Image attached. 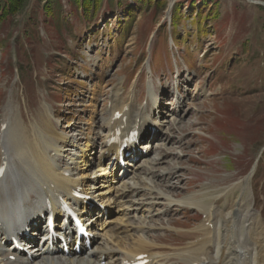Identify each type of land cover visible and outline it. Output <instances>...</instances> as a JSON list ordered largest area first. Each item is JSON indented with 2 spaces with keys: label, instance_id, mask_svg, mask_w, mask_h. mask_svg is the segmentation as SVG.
<instances>
[{
  "label": "rangeland",
  "instance_id": "1",
  "mask_svg": "<svg viewBox=\"0 0 264 264\" xmlns=\"http://www.w3.org/2000/svg\"><path fill=\"white\" fill-rule=\"evenodd\" d=\"M6 1L1 0L0 6L6 5ZM254 1L263 4L247 0H22L18 11L0 19V119L7 115L12 126L22 127L28 136L35 129H49L42 118L45 113L46 120L48 117L51 120L48 113L52 112L53 116L62 118V125H69L58 131L72 133L74 126L70 122L87 126L94 110L91 95L86 93L88 85L95 84L109 91L124 74L130 76V82L141 75L142 81L147 76L159 83L167 79L171 84L176 64L185 73L195 71L198 77H192L187 87L190 93L183 91V95L192 94L188 101L191 107L184 109L185 102L182 103L181 115L174 108L185 128L172 130L170 135L181 138L182 142L170 141L169 155L166 147L158 149L163 154L160 157L156 154L161 158V165L155 170L175 168L176 173L179 168L173 186L165 188L175 199L187 194L184 198L194 199L190 193L204 179L210 188L231 185L249 175L264 148V0ZM170 2L175 6L166 16L165 5ZM153 32L156 35L150 66L153 59L156 65L150 76L142 61L148 55L147 41ZM169 32L174 35L176 45L167 41ZM164 59L166 68L161 72L157 67ZM127 80L125 76L120 83L124 90ZM196 91L198 97L193 95ZM99 95L105 93L99 92ZM167 97L164 93V98ZM9 100L12 106L2 111L1 106L5 107ZM182 133L189 135L181 136ZM49 134L44 142L55 139L58 133ZM60 136L63 140L67 137ZM91 140L87 145L83 143L81 154L95 145ZM66 141V146L58 144L62 156L58 160L62 166L66 165L62 163L66 148L74 145ZM155 148L154 145L150 154ZM81 154L68 158L67 164L77 166L83 159ZM260 157L252 184L263 183L264 196V152ZM198 170L207 173L199 175ZM223 175L229 179L222 178ZM156 180L161 178L152 180L158 188ZM238 191L231 194L237 196ZM235 195L230 199L232 204ZM261 210L259 216L264 219V204ZM176 211L175 207L170 208L145 221L146 238L153 246L151 251L175 256L164 258V264H185L177 261L178 254L191 249L189 242L195 236L182 230L189 229L198 220V213L186 211L181 215ZM237 221L225 234L240 239L243 248L248 245L251 250L250 241L264 237L263 221H258V230ZM248 226L256 228L253 221ZM208 249L212 254L213 249Z\"/></svg>",
  "mask_w": 264,
  "mask_h": 264
},
{
  "label": "bare ground",
  "instance_id": "2",
  "mask_svg": "<svg viewBox=\"0 0 264 264\" xmlns=\"http://www.w3.org/2000/svg\"><path fill=\"white\" fill-rule=\"evenodd\" d=\"M247 1L252 4L261 3L254 0ZM149 73L151 74L152 71L150 70ZM191 80L190 74H188L184 77L183 84ZM137 82L138 80L133 82L130 90L124 95L119 93L120 90L124 91L123 85L120 84L121 82L119 83V88L113 90L111 96L108 97L110 106L104 111L107 118L99 120L98 129H101V131L97 132L95 138H90L99 146L97 151L99 160L107 159L105 162L106 166L108 169L111 166V171L109 170L105 173L109 177L108 181L113 184V188L106 181H103V184L100 183L98 186H101L104 190L93 194L95 187L91 184H86V181L83 180L85 177H92V175L79 177L74 175L72 170L78 168V165L83 164L82 170H84L88 168L86 167L87 165L91 163L95 164L92 158H89V155H85V152L82 154L80 152L84 143L82 140L85 139L86 142L89 140V137H87L88 133H82V130L73 135L58 133L59 135L56 134L55 139L48 140L47 142L42 141L45 139V136H42V140L36 142L38 138L35 135L32 140L28 139L29 141L25 142V129H22V127L12 130L11 126L6 125V130L3 133L0 132V142H3L4 150L2 152L3 160L13 161L14 157L17 160L16 165L13 166V170L7 171L0 181V242L5 240L4 235L17 234L29 222L40 218L41 213L47 208L48 204L55 213H59L58 202L60 198L74 207L94 235L87 259L74 254H71L68 258H62L59 246H55L52 250H49L46 243L37 244L36 240L31 238L28 240V243L23 244L24 248L28 250V254L15 251L12 247L8 246V255H13L16 259L12 262L8 260L7 256L2 257L0 255V264H100L101 261H104L105 264H123L124 261H132L139 255L146 256L148 260L147 264H163V258L168 257V255H160L151 251V247L153 246L146 238L148 229L145 226L146 224H144L145 220L151 216L160 215L162 213V210L158 208L160 205L169 207L174 205H181L183 207L193 206L199 210L205 209L206 206L198 200H194V195L197 194H192L194 199L184 198V196L177 200L171 199V195L165 192V189L156 188L153 181L157 178H161L160 181L164 182L165 187H172L173 184L168 180L171 179V175L175 173L174 170L176 169L170 168L169 171L167 169L161 170V172L155 170L154 167L156 165H161V158L141 157L140 162H134V153H136L135 142L127 145L123 150V154L126 152L131 154L130 158L125 160L124 168L119 169L117 167V160L120 155L119 146H107L108 138L115 128L120 129L122 135H126L129 131L144 132L148 126L153 125V128L155 127V137L152 141L158 140L162 142L159 143V146L154 144L155 149L157 151L158 149L164 150L166 147L167 154L171 153L167 147L170 141L177 139V142L174 143L176 144L181 143L182 140L179 137L170 135L172 130L182 131L185 128L184 122L180 121L182 118L179 119L175 115V113L178 115L183 113V111H180V108L181 104L185 102L184 95L178 94L176 96L177 101L169 108V111L174 115L173 119L171 118L169 121L165 119H152V114H160V117L162 114L167 115L164 114V110L166 109L161 107L159 89L163 92L162 88L149 82L145 93L146 104L137 106L134 103L137 95ZM175 84L178 92L180 84L177 81ZM198 91L194 92V97H198ZM124 97H126L125 100L118 102L124 99ZM176 107L178 109L174 113V108ZM115 114L120 115V117L113 120ZM5 123L3 121V124ZM60 135H67V137L63 140ZM66 140H70L74 145L73 147L66 148L67 152L63 155L66 159L62 158V160L65 159L62 163L66 165L62 166L59 165V160L62 156H60L58 144L66 146L68 143ZM149 143L143 147H139L140 149H144L147 155H149L154 147L152 146L150 151ZM85 144L87 145V143ZM26 145H29V148ZM24 148L28 149V154H26ZM161 151L159 150L158 152ZM80 154L83 159L77 162V166L76 163L67 164L68 158H73ZM166 155H163V157ZM128 176L130 177L126 178ZM165 177H167L166 180ZM225 177L229 178L227 175L222 176V178ZM124 178L125 180L118 183L120 179ZM247 180L248 178H245L231 184L229 189H232V191H228V189L225 192L231 194L239 189L235 203L233 204V209L236 212L243 210V205L248 199L247 194H245L243 196L244 200H239L244 192V185ZM221 186L223 185L211 187V190L209 189V192L203 193V196L215 191H221ZM76 192L84 194L88 199L77 200L73 198V194ZM200 197H202V193ZM248 207L249 205L246 206L244 214H241L242 216H248ZM91 209H94L95 214L92 213ZM110 209H114L115 217L109 221H102L97 228L100 232H94L92 228L98 221V218L102 214L109 212ZM229 213L228 209L224 215L227 217ZM258 221L262 222L263 219H258ZM57 227L58 232L62 233L64 237L68 236V234L63 233L62 224ZM215 234L216 239L207 244L213 247L211 258L204 257L199 251L197 254L184 251L183 255L188 257L183 258L182 261H186L194 255L198 261L202 260V264H205L204 262L207 264H264V237H256L250 250L242 248L237 242L233 241V238H227L221 234L220 229ZM34 235L35 233L31 232V236ZM69 249L70 251L72 250L71 247ZM48 257H56V259H48Z\"/></svg>",
  "mask_w": 264,
  "mask_h": 264
},
{
  "label": "trees",
  "instance_id": "3",
  "mask_svg": "<svg viewBox=\"0 0 264 264\" xmlns=\"http://www.w3.org/2000/svg\"><path fill=\"white\" fill-rule=\"evenodd\" d=\"M21 2L22 0H7L6 5L0 6V19L6 18L18 11V8L22 6Z\"/></svg>",
  "mask_w": 264,
  "mask_h": 264
}]
</instances>
